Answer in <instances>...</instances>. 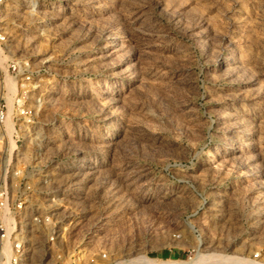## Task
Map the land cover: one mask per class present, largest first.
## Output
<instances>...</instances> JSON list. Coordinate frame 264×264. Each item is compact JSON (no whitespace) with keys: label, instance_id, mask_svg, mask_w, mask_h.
Returning <instances> with one entry per match:
<instances>
[{"label":"rangeland","instance_id":"rangeland-1","mask_svg":"<svg viewBox=\"0 0 264 264\" xmlns=\"http://www.w3.org/2000/svg\"><path fill=\"white\" fill-rule=\"evenodd\" d=\"M2 7L1 174L84 164L66 203L88 208L87 230L74 225L47 260L83 249L81 264L102 251L175 264L201 243L189 263L218 264L264 248V0Z\"/></svg>","mask_w":264,"mask_h":264},{"label":"built area","instance_id":"built-area-1","mask_svg":"<svg viewBox=\"0 0 264 264\" xmlns=\"http://www.w3.org/2000/svg\"><path fill=\"white\" fill-rule=\"evenodd\" d=\"M3 3L4 0H0V19L3 14ZM0 40L4 41L5 37L1 35ZM11 69L13 72L18 71L15 64L11 66ZM20 109L19 118L25 121L23 123H32L31 112ZM8 119V113L0 108V126H4ZM83 165V163L71 165L67 161L24 165L22 169L16 171L14 179H9L7 175H2L0 172V264L60 263L58 260L52 262L47 260L48 254L57 246L58 239L69 234L73 226L77 224L83 231L87 230L88 208L81 203L79 210L75 209L71 212L72 208L66 203L69 198H72V191L75 189L73 187L77 184L72 180L78 174H84ZM61 181L62 183H59ZM81 193L80 199L84 196L83 190ZM75 220L79 223H75ZM99 224L96 227L97 230L100 229ZM172 237L177 244L184 241L180 233H174ZM175 248L178 249V247ZM82 250L73 252L70 257L73 259L71 264H81ZM202 253L201 243H199L188 251L187 261L194 260L198 254ZM224 256L228 259L234 257ZM251 258L244 259L256 264H264V248L254 253ZM108 261L109 254L102 251L85 260L83 264H108ZM187 261L172 259L169 262L180 264ZM129 262L131 260H122L117 264H136ZM234 264L237 263L234 262Z\"/></svg>","mask_w":264,"mask_h":264},{"label":"bare ground","instance_id":"bare-ground-1","mask_svg":"<svg viewBox=\"0 0 264 264\" xmlns=\"http://www.w3.org/2000/svg\"><path fill=\"white\" fill-rule=\"evenodd\" d=\"M116 51V50H115ZM114 52V51H113ZM245 108V107H244ZM243 108V109H244ZM245 110V109H244ZM247 110V109H246ZM8 123V121L6 122V124ZM198 255H200V254H198ZM197 255V256H198ZM197 256H196V258H197ZM196 258H195V260H196ZM232 258H234V259H232ZM201 259H203V258H197V262L198 261H200ZM140 260H142V259H140ZM194 260V261H195ZM208 261V262H211V261H215L216 259H209V258H204V261ZM234 260H238V261H234ZM193 261V260H192ZM205 261V262H206ZM242 262V264H256L255 262H253V261H250V262H248L247 261V259H244V258H241V257H231L230 259H228L227 258V256H224L222 259L220 258L219 260H217V261H215V262H218V264L221 262L222 264H234V262H236L237 264L239 263V262ZM144 262H146V261H143V263ZM188 263H180V264H191V263H189L190 261H187ZM134 263V262H133ZM196 262H193L192 264H195ZM220 263V264H221ZM145 264H149V263H145ZM209 264V263H208Z\"/></svg>","mask_w":264,"mask_h":264}]
</instances>
